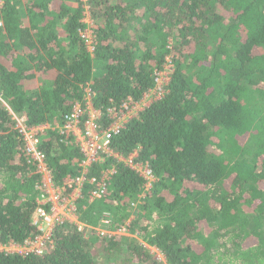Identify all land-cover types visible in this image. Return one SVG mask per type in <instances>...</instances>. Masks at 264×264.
<instances>
[{
    "label": "trees",
    "instance_id": "16d2710c",
    "mask_svg": "<svg viewBox=\"0 0 264 264\" xmlns=\"http://www.w3.org/2000/svg\"><path fill=\"white\" fill-rule=\"evenodd\" d=\"M90 3L93 58L78 36L76 0H8L0 91L29 125L61 124L88 83L103 112L127 97L139 100L171 54L164 97L111 142L122 155L138 150L157 182L138 205L130 236L86 238L65 224L43 256L0 254V264H159L144 244L169 264H264V0ZM62 138L54 132L41 138L57 182L77 175L80 160ZM22 150L0 106L2 242L36 234L31 215L38 176ZM142 183L118 166L109 193L80 206V220L96 226L109 215L111 228L125 221Z\"/></svg>",
    "mask_w": 264,
    "mask_h": 264
},
{
    "label": "built area",
    "instance_id": "2783aa9c",
    "mask_svg": "<svg viewBox=\"0 0 264 264\" xmlns=\"http://www.w3.org/2000/svg\"><path fill=\"white\" fill-rule=\"evenodd\" d=\"M8 0H0V29L4 28L2 16L3 7ZM29 1V0H25ZM81 8L78 36L88 55L93 58L97 36L96 25L92 18L91 0H76ZM173 71L172 55H166L161 67L155 71L152 87L139 100L131 97L113 103L106 112L95 105V92L90 84L82 86L83 95L76 102L61 124L29 125L27 118L15 113L7 104L0 91V106L10 116L14 129L22 143V151L27 164L32 166L38 176L35 186L37 192L35 207L31 215V224L36 234L26 238L21 243L0 241V254L27 258L41 257L53 248L54 232L67 224L74 226L84 237L110 239L115 236H130L131 225L137 218L138 207L153 190L157 177L147 161L139 159V151L134 150L128 155H122L112 149V139L119 134L126 124L137 118L145 108L164 97ZM109 122L104 125L103 120ZM54 132L62 136L64 143L72 146L80 155L77 162L78 174L67 175L61 182L54 179L47 156L41 148V138ZM107 162H111L107 165ZM118 166L128 169L142 179V192L137 201L129 207L130 215L125 221L111 223L109 215L100 218L96 226H91L80 220V206H86L100 201L109 193L112 180L118 172ZM98 168L97 173L93 169ZM139 205V206H138ZM137 237V234H134ZM159 264H169L163 253L158 249L144 244Z\"/></svg>",
    "mask_w": 264,
    "mask_h": 264
},
{
    "label": "rangeland",
    "instance_id": "374dc122",
    "mask_svg": "<svg viewBox=\"0 0 264 264\" xmlns=\"http://www.w3.org/2000/svg\"><path fill=\"white\" fill-rule=\"evenodd\" d=\"M172 43V42H171Z\"/></svg>",
    "mask_w": 264,
    "mask_h": 264
}]
</instances>
